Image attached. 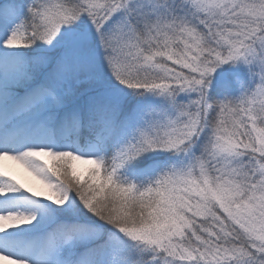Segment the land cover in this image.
Listing matches in <instances>:
<instances>
[{
  "label": "snow or ice",
  "instance_id": "1",
  "mask_svg": "<svg viewBox=\"0 0 264 264\" xmlns=\"http://www.w3.org/2000/svg\"><path fill=\"white\" fill-rule=\"evenodd\" d=\"M0 264H264V0H0Z\"/></svg>",
  "mask_w": 264,
  "mask_h": 264
},
{
  "label": "rangeland",
  "instance_id": "2",
  "mask_svg": "<svg viewBox=\"0 0 264 264\" xmlns=\"http://www.w3.org/2000/svg\"><path fill=\"white\" fill-rule=\"evenodd\" d=\"M17 171V174H18V178H20L23 182H25L26 184H31V185H34V182L32 180H29V182H26V180H24L22 178V175H21V171L20 170H16ZM35 186V185H34Z\"/></svg>",
  "mask_w": 264,
  "mask_h": 264
},
{
  "label": "bare ground",
  "instance_id": "3",
  "mask_svg": "<svg viewBox=\"0 0 264 264\" xmlns=\"http://www.w3.org/2000/svg\"><path fill=\"white\" fill-rule=\"evenodd\" d=\"M21 175H22V178H23L24 180H26V182H29V180H31V178L28 177L26 174H24L22 171H21Z\"/></svg>",
  "mask_w": 264,
  "mask_h": 264
}]
</instances>
